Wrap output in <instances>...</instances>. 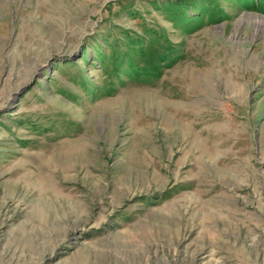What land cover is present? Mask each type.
Instances as JSON below:
<instances>
[{
	"label": "rangeland",
	"instance_id": "rangeland-1",
	"mask_svg": "<svg viewBox=\"0 0 264 264\" xmlns=\"http://www.w3.org/2000/svg\"><path fill=\"white\" fill-rule=\"evenodd\" d=\"M0 264H264V0H0Z\"/></svg>",
	"mask_w": 264,
	"mask_h": 264
}]
</instances>
